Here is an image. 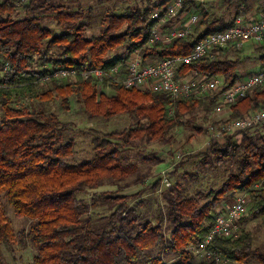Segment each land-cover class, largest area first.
<instances>
[{"label":"trees","instance_id":"obj_1","mask_svg":"<svg viewBox=\"0 0 264 264\" xmlns=\"http://www.w3.org/2000/svg\"><path fill=\"white\" fill-rule=\"evenodd\" d=\"M18 1L0 0V192L18 215L31 220L29 228L18 234L21 242L29 241L36 247L30 264H195L192 246L203 239L218 213L217 203L229 192H246L252 200L250 214L264 224V123L262 135L248 130L225 134L222 143L212 141L201 154L203 164L211 162L212 155L214 163L221 165L229 160L237 169L216 192L197 197L164 193L165 217L172 226L168 234L161 225L162 213L158 223L140 222L126 215L134 209L128 208L131 196L106 195L110 210L106 223L94 226L91 215L83 217L89 210L79 194L96 187L105 178L123 177L134 170V165L123 166L116 151L97 138L93 158L80 163L67 162L74 154V144L72 140L59 139L58 117L43 108L27 106L23 99L41 102L60 98L67 107L70 95L75 94L84 109L93 115L139 113L146 123L116 133V138L122 134L119 140L123 141L134 133L163 137L181 123L185 114L197 107L213 110L217 101L171 99L168 95L141 93L118 84L110 85L113 94L108 97L98 94L96 85L80 75L74 86L59 79L41 81L46 73L60 67L81 71L97 66L109 68L120 62L123 58L116 55L109 59V53L123 50L127 56L143 46L154 23L152 11L169 0L154 6L127 7L119 14L105 11L100 30L89 38L84 36L86 14L81 7L71 11L56 0H27L21 6L24 15L13 17ZM185 3L187 0H183V7ZM48 16L59 25L71 23L60 33H52L42 24ZM201 24L170 45L153 43L149 48L143 47L144 55L162 59L187 54L197 39L230 25L223 24L220 18H204ZM200 27L203 29L199 31ZM54 48L60 51L59 56L47 57V52ZM238 62L218 53L214 58L183 64L178 73L205 79L221 76L223 88H227L238 78L235 73ZM229 106L228 120L264 108V85L248 91ZM212 124L218 125L215 121ZM158 184L156 180L154 188ZM200 199L205 201L200 204ZM15 236L0 202V264H4L2 247H9ZM208 247L237 264L249 259L264 264V247H252L251 234L242 230L237 237H216ZM153 249H157L154 255ZM196 264L213 263L204 260Z\"/></svg>","mask_w":264,"mask_h":264},{"label":"rangeland","instance_id":"obj_2","mask_svg":"<svg viewBox=\"0 0 264 264\" xmlns=\"http://www.w3.org/2000/svg\"><path fill=\"white\" fill-rule=\"evenodd\" d=\"M27 0L17 2V8L13 17L23 16L22 3ZM164 0H56V3L77 11L79 7L86 14L84 20L87 28L84 36L87 38L96 34L100 30V19L104 12H115L117 14L125 12L127 7H144L147 5H157ZM169 0L168 2H170ZM69 21L59 25L52 17L48 16L42 20V24L49 27L52 33H60L68 25ZM143 52V51H142ZM58 48L47 52V57H58ZM262 54V53H261ZM119 55L124 59L123 50L109 53L108 57L113 58ZM252 56L258 57L255 52L249 56L245 62H241L239 68L244 63L249 64ZM122 59V60H123ZM39 59L34 63L37 67ZM41 62V60H40ZM48 67V63H45ZM236 68V73H237ZM78 76L69 79H59L74 86ZM82 78V77H81ZM83 79V78H82ZM96 85L97 92L104 93L108 97L113 94L110 83L92 81ZM49 82V81H45ZM49 84V83H48ZM50 88V85L47 86ZM141 93L147 90H139ZM149 92V91H147ZM151 93V92H150ZM153 94V93H151ZM155 95V94H154ZM30 107L43 108L45 112L55 114L60 121L58 137L61 141L72 140L74 144V154L66 161L69 163H80L90 160L95 155L94 140L97 138L107 148L116 151V157L123 166L133 164L134 170L121 178L108 177L99 182L96 187L84 189L79 197L88 205L87 213L82 216H90L91 224L99 226L107 221L108 209L106 195H126L131 196L128 202L129 217H134L138 221L150 220L158 223V216L162 213L161 225L168 234L172 228L170 222L165 217L167 203L164 193L171 191L180 197H197L198 194L208 195L210 191L218 190L229 174L237 172L233 163L229 160L221 165L214 163V156L210 155L211 162L204 163L201 154L206 152L212 141L223 142V138L218 140L211 139L209 125L222 122L219 119L222 114L212 113V109L206 110L197 107L192 112L185 114L180 124L172 127L163 137L142 136L134 133L127 137L126 141L116 138V133H121L129 128L137 129L138 126L146 123V120L137 112H113L109 116L93 115L88 113L75 94L70 95L68 105L65 107L60 98L44 100L41 102L33 100H22ZM209 102V101H207ZM264 108H261L262 110ZM259 110V109H257ZM250 110L248 112H251ZM255 111V110H254ZM2 110L0 108V117ZM215 125V126H219ZM258 135L263 134L262 126H257L249 131ZM213 161V162H212ZM164 178L166 182L162 181ZM159 180V184L154 188L153 183ZM261 183L258 184V186ZM248 197L247 212L241 221L240 230L251 234L252 247H264V224L260 218L252 216L249 210L252 200L244 191H236L222 195L217 203L215 210L221 212L227 209L239 196ZM226 196V198H225ZM206 199V198H205ZM138 204L135 205V202ZM205 200L200 199V204ZM0 202L6 218L9 220L15 233L14 242L9 246L2 247L4 264H30L36 253V247L29 241L21 242L18 234L29 228L31 220L25 216L18 215L13 207L7 203L3 193L0 192ZM193 247V246H192ZM188 249L190 247H187ZM157 249H153L151 254H156ZM168 259V258H167ZM195 264L202 262L198 255L193 254ZM224 264H237L236 262L225 261ZM243 264H259L256 260L249 259Z\"/></svg>","mask_w":264,"mask_h":264},{"label":"built area","instance_id":"obj_3","mask_svg":"<svg viewBox=\"0 0 264 264\" xmlns=\"http://www.w3.org/2000/svg\"><path fill=\"white\" fill-rule=\"evenodd\" d=\"M183 0H171L151 13L154 23L151 26L147 41L136 47L120 62L109 68L89 67L78 71L75 68H56L42 76L41 81L51 79H69L80 75L83 79L110 84H118L124 88L147 90L153 94H164L171 99L195 98L204 101L215 100L212 113L222 114L219 126L209 125L211 139L218 140L225 134L241 130H252L264 123V110H253L241 117L228 120L231 113L230 104L252 89L264 85V69L238 76L237 80L227 88H223L221 76L205 79L193 74L179 75V67L204 58H214L222 49L233 47L240 49L247 41H260L264 35V18L242 19L237 17L223 30L210 32L196 40L191 50L184 55L168 56L156 59L145 56L143 47H151L153 43L170 45L177 38H184L199 22L198 13L189 15L181 25L173 21L184 11ZM162 181L167 183L166 178ZM169 184V183H167ZM248 197L239 196L227 209L218 212L203 239L192 247L193 253L201 260L213 264H224L225 257L213 252L208 246L216 237H237L240 234L241 221L247 212Z\"/></svg>","mask_w":264,"mask_h":264},{"label":"crops","instance_id":"obj_4","mask_svg":"<svg viewBox=\"0 0 264 264\" xmlns=\"http://www.w3.org/2000/svg\"><path fill=\"white\" fill-rule=\"evenodd\" d=\"M232 1V4H229L227 0H187L184 11L173 21V24H183L189 15L193 13H198L199 21H202L204 18H220L225 25L231 24L237 17L245 20L264 18V0ZM237 4H240L239 7ZM237 11L239 13L235 14ZM201 21L195 25V28L202 26ZM195 28L192 31H195ZM202 29L203 27H200L198 30L200 31ZM254 52L258 54V57L252 56L249 64L244 63L239 68L241 62H245ZM219 54L239 60L236 67L238 69L237 73L235 70L238 76H244L250 72L264 69V35L260 41H247L240 49L227 47L226 49H222Z\"/></svg>","mask_w":264,"mask_h":264}]
</instances>
